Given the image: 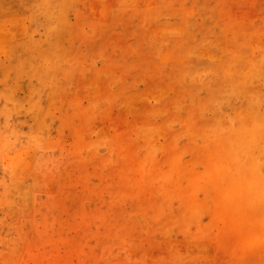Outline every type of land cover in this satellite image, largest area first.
<instances>
[{
    "label": "rangeland",
    "instance_id": "1",
    "mask_svg": "<svg viewBox=\"0 0 264 264\" xmlns=\"http://www.w3.org/2000/svg\"><path fill=\"white\" fill-rule=\"evenodd\" d=\"M0 264H264V0H0Z\"/></svg>",
    "mask_w": 264,
    "mask_h": 264
}]
</instances>
